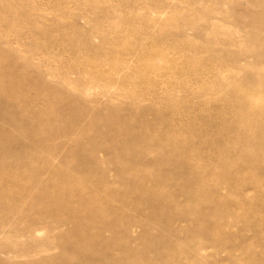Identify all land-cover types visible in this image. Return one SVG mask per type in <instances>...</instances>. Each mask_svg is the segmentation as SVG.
Masks as SVG:
<instances>
[{
	"label": "rangeland",
	"instance_id": "obj_1",
	"mask_svg": "<svg viewBox=\"0 0 264 264\" xmlns=\"http://www.w3.org/2000/svg\"><path fill=\"white\" fill-rule=\"evenodd\" d=\"M0 264H264V0H0Z\"/></svg>",
	"mask_w": 264,
	"mask_h": 264
},
{
	"label": "bare ground",
	"instance_id": "obj_2",
	"mask_svg": "<svg viewBox=\"0 0 264 264\" xmlns=\"http://www.w3.org/2000/svg\"><path fill=\"white\" fill-rule=\"evenodd\" d=\"M11 79H12V78H11ZM9 82H10V80H9ZM20 82H21V81H20ZM20 82H19V83H20ZM13 94H14V93H13ZM247 122H248V121H247ZM112 136H113V133H112ZM14 179H15V178H14ZM2 181H3V180H2ZM15 181H16V180H15ZM16 182H17V181H16ZM1 195H2V194H1ZM3 195H4V194H3ZM4 196H5V195H4ZM11 204H12V203H11ZM78 222H79V221H78ZM80 226H81V225H80ZM75 227H76V226H75ZM75 227H74V228H75ZM75 230H76V229H75ZM83 233H84V229H83ZM81 256H82V255H81ZM76 260H77V259H76ZM66 261H67V260H66Z\"/></svg>",
	"mask_w": 264,
	"mask_h": 264
}]
</instances>
